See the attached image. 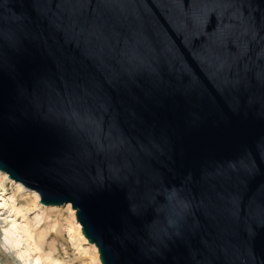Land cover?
<instances>
[{
  "label": "water",
  "instance_id": "95a60500",
  "mask_svg": "<svg viewBox=\"0 0 264 264\" xmlns=\"http://www.w3.org/2000/svg\"><path fill=\"white\" fill-rule=\"evenodd\" d=\"M0 170L102 264H264V0H0Z\"/></svg>",
  "mask_w": 264,
  "mask_h": 264
},
{
  "label": "rangeland",
  "instance_id": "374dc122",
  "mask_svg": "<svg viewBox=\"0 0 264 264\" xmlns=\"http://www.w3.org/2000/svg\"><path fill=\"white\" fill-rule=\"evenodd\" d=\"M40 200L39 192L0 170V264H102L98 248L82 239L72 205Z\"/></svg>",
  "mask_w": 264,
  "mask_h": 264
},
{
  "label": "bare ground",
  "instance_id": "6f19581e",
  "mask_svg": "<svg viewBox=\"0 0 264 264\" xmlns=\"http://www.w3.org/2000/svg\"><path fill=\"white\" fill-rule=\"evenodd\" d=\"M2 201V200H1ZM2 204V203H1ZM78 227H79V230H80V226L78 225ZM81 231V230H80ZM25 234H27V236H28V238H33V235H32V232H30L29 230H26V233ZM81 236H82V239L83 240H85V241H87V238L85 237V236H83V234H81ZM94 247V246H93ZM95 248V247H94ZM96 249V248H95ZM97 252V251H96ZM96 255L98 256V253H96Z\"/></svg>",
  "mask_w": 264,
  "mask_h": 264
}]
</instances>
